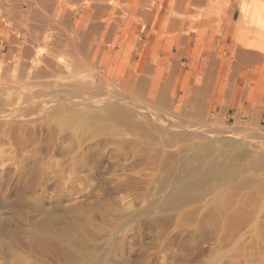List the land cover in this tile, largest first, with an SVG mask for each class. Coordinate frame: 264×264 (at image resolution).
Returning a JSON list of instances; mask_svg holds the SVG:
<instances>
[{"label":"rangeland","instance_id":"1","mask_svg":"<svg viewBox=\"0 0 264 264\" xmlns=\"http://www.w3.org/2000/svg\"><path fill=\"white\" fill-rule=\"evenodd\" d=\"M95 1L58 0L46 43L7 52L20 0H3L0 264H264V0H204L176 31L153 29L143 0H98L111 11L97 21ZM66 7L101 24L87 46L62 28Z\"/></svg>","mask_w":264,"mask_h":264},{"label":"bare ground","instance_id":"2","mask_svg":"<svg viewBox=\"0 0 264 264\" xmlns=\"http://www.w3.org/2000/svg\"><path fill=\"white\" fill-rule=\"evenodd\" d=\"M104 1V0H103ZM124 1H126V0H122L121 2H124ZM144 1V5L145 4H148V7L147 8H149V10H146V11H148V12H146V20L147 21H150L151 20V18H153V19H155V21H154V25L152 26V28L153 29H156L157 28V30H158V26H160V24L161 23H163V22H165V21H167V22H171V30H173L172 28H175L174 30L176 31V29L178 28V27H175V26H177L178 24H182V17H181V14H186V16H187V14L188 13H190L191 11H195V13H197L196 14V16L197 15H199V16H202V13L201 12H199V11H197L196 10V8L195 7H192V6H196V7H200L201 6V4H203V1L204 0H143ZM99 2V1H98ZM125 3V2H124ZM137 3V0H136V2L135 3H133V4H136ZM121 4V3H120ZM123 4V3H122ZM95 5V4H94ZM131 5V4H130ZM142 5H143V3H142ZM141 5V7L140 8H142V7H145L144 5L142 6ZM91 6V5H90ZM96 8H94L95 10L93 11L92 9H88L87 10V12L85 13V14H87V16L89 17V16H94V18H95V15H96V18H97V16H102V14H104L105 12H107L108 13V11L107 10H109V8H108V5L107 4H98V5H96L95 6ZM120 7H122V5H120ZM87 8V7H86ZM91 8V7H90ZM138 9H136V8H132V13H134V12H136ZM143 10V9H142ZM250 10L251 9H249V11L248 10H246L245 9V6H243L242 7V14H243V16L241 17V20H240V23H239V25H237L238 27H241V26H243V25H245L246 23H249L248 21L249 20H246L245 18V16L248 14V13H251L250 12ZM261 10H263V9H261ZM126 11H128V10H126ZM141 11V10H140ZM139 11V12H140ZM129 12L131 13V11L129 10ZM141 13V12H140ZM194 13V12H193ZM195 13H194V15L193 16H195ZM84 14V16H86ZM139 14V13H138ZM192 14V13H191ZM258 14H260V12H258ZM105 15V14H104ZM189 15V14H188ZM262 15H264V14H262ZM86 16V18H88ZM99 16V17H100ZM106 16V15H105ZM195 16V17H196ZM261 16V15H260ZM244 17V18H243ZM85 18V17H84ZM264 18V17H263ZM89 19V18H88ZM90 19H91V17H90ZM99 18H97V21H99L98 20ZM102 19V18H101ZM100 19V20H101ZM92 20H94L93 18H92ZM96 21V23H92V24H90V25H87V24H84V23H80V25L78 26V28L76 29V31L74 32V34H76L75 36H77L78 34H79V36H80V34H81V37H84V36H87L88 37V35H89V37H90V34L91 33H94V32H96V31H98V30H100V27H101V24L99 23V22H97ZM167 22H166V24H167ZM191 22V21H190ZM186 23H187V21H186ZM199 23V22H198ZM255 22H252V27H254L255 26V24H254ZM159 24V25H158ZM185 24V23H184ZM163 25H164V23H163ZM167 26H168V28H169V30L168 31H170V27H169V25L167 24ZM174 26V27H173ZM182 26V25H181ZM180 26V27H181ZM196 26L198 27V26H200L199 24L197 25L196 24ZM196 26H193V25H191V27H189V30H190V28H192L193 29V27L194 28H196ZM164 28H165V26H163ZM185 27V26H184ZM163 28V29H164ZM187 28V27H186ZM262 28V30H264V26H262L261 27ZM162 29V30H163ZM241 29H242V27H241ZM260 29V28H259ZM165 30H166V28H165ZM177 30H179V29H177ZM174 31V32H175ZM182 31V30H181ZM237 30H235V35H234V37H233V43H232V49H234V50H236V54H238V61L240 62V63H245V64H251L252 62H253V60H254V58H255V56H256V53L254 54L253 52H249V51H245L244 49H241L240 47H238L239 45H238V38H237V32H236ZM240 31V30H239ZM108 32H110L111 33V31H108ZM164 32V31H163ZM167 32V31H166ZM173 32V31H172ZM171 32V33H172ZM241 32V31H240ZM112 33H114V30L112 31ZM94 35H96V34H94ZM111 35V34H110ZM92 36V35H91ZM239 36V35H238ZM261 38L263 39V41H264V34H261ZM88 37V38H89ZM94 37V36H93ZM109 37H111V36H109ZM55 38H57V37H55ZM150 38L152 39L153 37H152V35L150 36ZM182 38V37H181ZM240 38V37H239ZM53 39V38H52ZM83 39V38H82ZM173 39H174V37H173ZM2 40V39H1ZM54 40V39H53ZM81 40V39H80ZM83 40H85V37H84V39ZM90 40V39H89ZM55 41V40H54ZM96 41V40H95ZM94 41V42H95ZM58 42V41H57ZM65 42V41H64ZM258 43V42H257ZM259 43H261V42H259ZM53 44V43H52ZM156 44V43H155ZM242 44H243V42H242ZM241 44V45H242ZM251 44V43H250ZM80 45H82L81 43H80ZM91 45H92V43H91ZM252 45V44H251ZM156 46H158V45H155V47ZM250 46V45H249ZM13 47V46H12ZM91 47V46H90ZM73 48V47H72ZM158 48V47H157ZM156 48V49H157ZM251 47H249V49H250ZM231 49V50H232ZM148 50V49H147ZM181 50V49H180ZM233 50V51H234ZM254 50V49H253ZM48 51H50V50H48ZM53 51H55V50H53ZM52 51V52H53ZM68 51H70V50H68ZM72 51V50H71ZM83 51H86V49L84 50L83 49ZM156 51V50H155ZM11 52V51H10ZM26 52V51H25ZM57 52V51H56ZM88 52V51H87ZM149 52V51H148ZM83 53V52H82ZM8 54V53H7ZM89 54V53H88ZM46 56V55H45ZM49 56H51V55H49ZM47 57H48V55H47ZM64 57V56H63ZM257 57V56H256ZM259 57V56H258ZM52 57H50L49 59H51ZM55 58V57H54ZM48 59V58H47ZM255 59H257V58H255ZM260 59V58H259ZM73 60V59H72ZM149 60V59H148ZM6 63H7V61H6ZM50 63V62H49ZM48 64V63H47ZM94 64V63H93ZM219 64H221V63H219V61H217V59H216V57L214 58V57H212V58H210V59H208V63L206 62V65H207V73L206 74H208V76H210V75H214V72H213V70H214V66H218ZM233 64V63H232ZM253 64V63H252ZM45 65V64H44ZM53 65H55V64H53ZM167 65H169L168 63H167ZM8 67V66H7ZM12 67V66H11ZM47 67V66H46ZM164 67V66H163ZM45 68V67H44ZM49 69V68H48ZM138 69H140V70H143L142 69V66H138ZM175 69V68H174ZM8 70H9V68H8ZM12 70V69H11ZM146 70V69H145ZM44 71V70H43ZM196 70H193V72L192 73H194ZM3 73V72H2ZM40 73H42V71L40 72ZM42 74H44V73H42ZM40 75V74H39ZM18 76V75H17ZM208 76H206V75H204V77H208ZM35 77V76H34ZM98 77L100 78V80H103V76H102V74H101V71L99 70L98 71ZM32 78V77H31ZM36 78V77H35ZM203 78V77H202ZM8 79V78H7ZM36 81V80H35ZM44 81V80H43ZM204 81V80H203ZM16 82V81H15ZM102 82H104V80L102 81ZM201 83V82H200ZM33 84V83H32ZM75 84V83H74ZM146 84H147V82H146V80H143V79H140V80H136L134 83H133V85H132V89H134V91H135V93L137 92V93H139V94H142L144 91H145V89H146ZM208 87V83L207 82H205L204 81V83L202 84V85H198V86H196V87H194V90L196 91V93L197 94H199V95H203V93L204 94H206L207 93V90H206V88ZM166 91H167V89H159V86H157L156 88H154L153 90H152V94L155 96V95H159V99H160V104H162V105H168V101H167V99H166V97H165V94H166ZM203 97H204V95H203ZM199 98V97H198ZM197 100V99H196ZM200 100V98L196 101V106L198 107V105L200 106V105H202V102H198ZM204 103V102H203ZM117 109V108H116ZM19 111V110H18ZM122 111V110H121ZM120 111V112H121ZM12 112V111H11ZM117 112V111H116Z\"/></svg>","mask_w":264,"mask_h":264},{"label":"crops","instance_id":"3","mask_svg":"<svg viewBox=\"0 0 264 264\" xmlns=\"http://www.w3.org/2000/svg\"><path fill=\"white\" fill-rule=\"evenodd\" d=\"M0 4V20L2 19V12L5 7H8L7 5H3V0H1ZM57 1L58 0H20V7L18 8V12L15 14V4H11L8 8V14L11 17L12 20L16 21V27L19 32L18 39L15 41L12 38H5L4 44L7 46V52L10 51V43L13 41V43H20L26 40V38L33 39V44L42 43L45 44L46 41L43 40L45 36L47 35V32L49 30L54 29V25L52 24V15L57 13ZM95 4V5H94ZM98 0H96L92 5V10L94 11L96 8L95 6L98 5ZM109 10L107 13V17H109V13L111 11V8L108 6ZM17 9V8H16ZM65 15L63 17H60L58 19L62 20V28L70 29L72 32H75L78 26L80 25L78 23V17L74 16L75 13L73 12L75 9L70 8H64ZM96 23V22H95ZM61 27V26H59ZM58 27V28H59ZM111 34V35H110ZM108 36H111L110 39L114 40V33H108ZM85 37V40H83ZM82 37V44L87 46V44L90 42L89 39H91V35L89 37L84 36ZM17 51L15 49V46H13L12 52ZM53 51V50H50ZM55 51H58L55 49ZM60 51V50H59ZM30 54L31 52L28 51ZM222 85L220 84L219 91L221 92ZM207 92L208 87L206 88ZM196 92V91H195ZM207 94V93H206ZM206 94L203 93L205 96ZM202 95V97H203ZM198 100V99H197ZM195 100V103L196 101ZM198 102H202L199 100Z\"/></svg>","mask_w":264,"mask_h":264}]
</instances>
